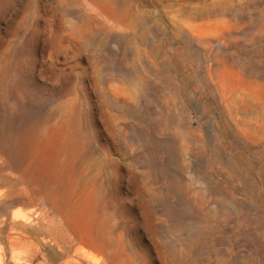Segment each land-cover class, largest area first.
I'll return each mask as SVG.
<instances>
[{
	"label": "rangeland",
	"instance_id": "obj_1",
	"mask_svg": "<svg viewBox=\"0 0 264 264\" xmlns=\"http://www.w3.org/2000/svg\"><path fill=\"white\" fill-rule=\"evenodd\" d=\"M0 222V264H264V0H0Z\"/></svg>",
	"mask_w": 264,
	"mask_h": 264
},
{
	"label": "bare ground",
	"instance_id": "obj_2",
	"mask_svg": "<svg viewBox=\"0 0 264 264\" xmlns=\"http://www.w3.org/2000/svg\"><path fill=\"white\" fill-rule=\"evenodd\" d=\"M207 15V14H206ZM6 196V195H5ZM4 196V197H5ZM4 199H6V197L4 198ZM13 199V198H12ZM5 202V201H4ZM18 217V215L17 216H15V218H17ZM1 223V222H0ZM8 238H10V236L8 237ZM14 239V238H13ZM13 239H9L10 241L12 240V241H14ZM18 240V239H17ZM23 247H21L20 245H18L17 246V250H21Z\"/></svg>",
	"mask_w": 264,
	"mask_h": 264
}]
</instances>
